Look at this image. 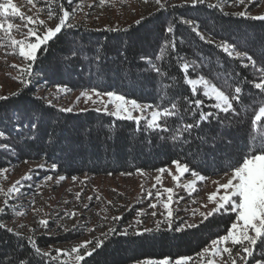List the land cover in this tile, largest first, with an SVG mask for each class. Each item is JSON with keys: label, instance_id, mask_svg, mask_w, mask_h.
Listing matches in <instances>:
<instances>
[{"label": "trees", "instance_id": "16d2710c", "mask_svg": "<svg viewBox=\"0 0 264 264\" xmlns=\"http://www.w3.org/2000/svg\"><path fill=\"white\" fill-rule=\"evenodd\" d=\"M80 1L73 0V3ZM67 2L65 0L63 5ZM52 7L54 11L58 10L56 5ZM224 13L206 5L192 8L183 3L175 8L169 7L167 11H157L139 24L117 30L76 24L73 29L60 34L55 42H50L47 52L42 53L33 66V74L39 85L61 86L72 92L94 87L123 94L142 104L160 103V78L140 59L141 56H149L174 77L172 82L176 87L171 91L183 104L182 97L190 95V91L183 82L177 60L165 54L163 61H155L166 36L164 29L167 24H175L180 56L201 65L191 73L193 78L203 74L222 86L226 78L233 82L229 74L239 73L240 81L245 77L248 80L253 78V69L241 68L239 62L229 59L215 46L222 39L248 51L258 62L264 61V21ZM181 18L195 21L201 32L216 42L201 41L189 26L179 22ZM73 50L78 55L71 56ZM97 55L102 58L103 71L95 61ZM241 86L244 89L243 103L237 107H246L253 99L260 100L257 90L250 84L242 83ZM34 94V89L27 87L17 96L0 100V131L8 133V138L0 139V144H9L14 149L5 151L0 148V169L24 161H42L49 165L55 163L57 168L53 172L56 175L73 178L133 174L137 169L155 172L161 167L169 168L172 160L180 159L210 179L222 175L229 159L235 161L240 158V149L248 131L246 118L239 126L230 125L228 121L223 124L214 122L203 126V135L216 138L219 148L215 153L198 149L200 141L196 139L195 130L190 145L177 148L160 139L157 133L149 135L136 131L133 122L118 121L94 109L79 113L61 112L60 108L53 104L49 106ZM205 110L209 109L206 107ZM33 122L37 124L34 132L30 129ZM17 123L23 125L19 133L15 131ZM221 133L225 135L221 136ZM29 136L35 138L30 139ZM233 219L234 213L222 212L195 228L179 233L165 228L142 236L134 233L124 236L116 232L81 264H135L147 258L166 256H192L194 259L212 239L225 234ZM4 221L0 219V223ZM176 224L179 223L174 222V226ZM64 239L72 240L71 237ZM33 241L42 251L58 242L44 236L34 239L25 235L17 237L0 229V264H20L21 260L25 264H49L48 258L35 254ZM262 253L264 248L258 244L255 256L260 258ZM50 264H60V261H51Z\"/></svg>", "mask_w": 264, "mask_h": 264}, {"label": "snow or ice", "instance_id": "6c2138e0", "mask_svg": "<svg viewBox=\"0 0 264 264\" xmlns=\"http://www.w3.org/2000/svg\"><path fill=\"white\" fill-rule=\"evenodd\" d=\"M26 2L31 8L36 9L35 16H26L14 3V0H0V48H11L12 52L7 54L18 55L25 62L24 66L19 68L24 77L19 80V83L24 87H28L31 84L33 66L39 60L40 55L46 53L50 42H55L65 30L76 27V24L73 23L75 19L74 13L77 9L82 11L84 7L83 4H78L76 8L69 10L64 7L63 3L58 4V0H45L47 19H42L40 14L45 9L37 6L39 0H26ZM72 2L73 0H68L69 4ZM105 2L106 0H100L101 4ZM145 2L147 3V0ZM153 2L157 6L158 11H167L169 7H176V5L171 4V0H153ZM254 2L256 0H231L232 5L243 9L238 13H233V15L253 21H264V15H250L246 5ZM183 3L192 8L198 5H206L210 9H217L224 13V0H217L216 3H209L208 0H183ZM55 4H58L57 11H54L52 7ZM88 7H92V5H88ZM224 14L227 15V13ZM16 19L21 22L26 32L21 31L20 24L15 23ZM53 20L57 22L54 26H51L50 22ZM179 22L189 26L191 31L204 43H214L201 32L199 25L195 21L181 18ZM137 23L139 24L140 21H137ZM164 32L166 36L158 54L155 56V61H163L165 54L170 57L174 56L177 60L183 82L190 91V95L182 97L183 104L178 102L177 94L171 91L176 87L172 82L174 77L170 76L162 64L154 62L153 58L149 56H141L140 59L160 78V103L142 104L136 99H130L123 94L112 91L105 92L94 87L82 91L80 96L77 97V102L83 98L85 104L91 102L95 106L94 110L97 113H103L118 121L133 122L136 126V131L149 135L157 133L160 139L170 142L173 147L177 148H184L185 145H190L192 133L195 130L196 139L200 141L198 149L203 148L206 152L212 153L218 150L219 144L214 136L203 135V126L211 125L214 122L223 124L224 121H228L230 125L239 126L246 118L248 131L245 143L240 149V158L235 161L229 159L223 169L222 179L212 181L216 185V189L208 195L207 203L201 205V207L208 208V204L214 206L206 212L199 213L203 218L202 222L214 214L222 212L234 213V219L231 221L230 226L226 228L225 234L212 239L208 246L197 253L199 259L196 264H264V253H262L260 258L255 256L258 244L261 248H264V61L258 62L248 51L241 50L236 44L222 39L215 46L229 59L239 62L241 68L253 69V78L248 80L245 77L243 81H240L238 79L239 73L229 74L233 82L226 78L223 86L203 74L193 78L191 73H195L201 65L180 56L177 51L175 24H167ZM17 35L23 38L18 39ZM70 55L74 57L78 53L73 50ZM95 61L100 71H103L102 58L97 55ZM12 67L17 68L18 66L12 65ZM242 83H248L257 90L260 100L256 101L253 99L248 106L237 107V105H242L243 103L244 89L241 86ZM56 91L67 92L70 90L57 86ZM7 99V96H0V100ZM37 99L41 98L38 97ZM48 104L52 106V101L49 100ZM110 105L111 108L109 107ZM206 107L209 110H205ZM84 110L81 109V111ZM59 111L70 113L74 111V108L62 107ZM185 117H188V119ZM229 117H231V120H229ZM142 121L143 126H141ZM22 128L23 125L20 123L15 125L17 133ZM30 129L34 132L37 129V124L33 122L30 125ZM224 135L225 133H221V136ZM7 138L8 133L0 131V139ZM29 138L34 139L35 137L29 136ZM228 142L231 143V140L229 139ZM0 148L5 151L14 150L9 144H0ZM24 162L27 163L28 161ZM171 163L174 166V171L167 167H161L157 169V172L161 174L167 173L178 186H180L179 182L182 177H185L186 174L190 176L191 179L183 185L189 194L196 191L198 182H204L209 179L208 176L201 174L186 161L174 159ZM38 167L43 169L46 165L42 163ZM51 168L54 171L57 165L53 163ZM7 171L6 168L0 169V173H6ZM137 173L144 175V170L137 169ZM121 175H132V173H121ZM30 179V175H25L22 178V180ZM52 179V176L45 177V180L48 181ZM59 179L64 180L66 177L60 176ZM73 180L75 181L76 177H73ZM160 183L161 178L157 176L156 184ZM21 184L22 181L17 180L7 191L0 188V192L4 196L3 203L0 205V215L9 210L15 211L18 216L25 215L24 212L17 210L11 204V201L20 193V187L18 186ZM155 186L153 185V187ZM164 193H167V200L163 202L166 216L164 221H157L155 230H160L161 223L166 225L167 231L177 233L184 231L185 226L187 228L197 227L195 224H187L186 222L174 226V212L170 207L174 202L173 189L165 188ZM161 195L160 192H157L156 200L159 201ZM79 196L80 194L77 193V198ZM147 196L151 200L153 193L148 192ZM179 199H183V197H179ZM157 206L156 203L149 204L152 209H156ZM197 212L198 210H193V216ZM141 215H144V213H137V217ZM151 215L155 217L157 213L153 211ZM75 217L76 213L74 212L68 214L70 219ZM112 219L119 221L121 217L115 216ZM38 223L40 226L47 228L49 221L40 219ZM135 224L140 225L142 221L137 219ZM131 227L132 225L130 224L127 228L120 230L119 234L127 236L129 234L128 229ZM0 229H5L7 232L20 237V233L14 232L12 228L7 227L3 223H0ZM90 231L94 232L95 229H90ZM108 231L115 234L117 228L110 227ZM152 232L153 229L151 228L142 230L136 228L134 230L136 236ZM104 235L107 236V233ZM32 243L35 254L48 258L49 264L51 261L60 260L61 257L70 258L76 264H81L86 257L92 256L97 249L103 246L104 240L99 238L85 240L70 250L57 249L55 255L50 251H42L35 245L34 241ZM20 264H25V262L21 260ZM60 264H67V260H60ZM137 264H193V257L166 256L159 259L147 258L138 261Z\"/></svg>", "mask_w": 264, "mask_h": 264}, {"label": "rangeland", "instance_id": "374dc122", "mask_svg": "<svg viewBox=\"0 0 264 264\" xmlns=\"http://www.w3.org/2000/svg\"><path fill=\"white\" fill-rule=\"evenodd\" d=\"M64 1L58 0V4L64 3ZM208 2L216 3L217 0H208ZM14 3L26 16L36 15V9L31 8L26 0H14ZM58 4H55L57 8ZM78 4H83L84 7L82 11L77 9L74 13L73 23L98 29L126 28L158 11L153 0H147V3L145 0H106L104 4H101L100 0H82L65 4L64 7L71 10ZM171 4H183V0H171ZM88 5H92V7H88ZM37 6L45 9L40 14V18L47 19L45 0H39ZM246 7L250 15H264V0H256ZM223 8L224 12L231 14L243 10L241 7L232 5L231 0H224ZM56 22L53 20L50 25L54 26ZM15 23L20 24L22 32H26L18 19L15 20ZM203 34L209 40L216 42L208 34ZM17 38L23 37L17 35ZM11 52V48H0V96L8 98L19 95L27 88L19 83V80L24 78L19 68H22L25 62L18 55L7 54ZM12 65L18 67L14 68ZM31 81L28 87L34 89V95L46 103L51 100L52 104L58 108L73 107V112L79 113L92 110L95 107L91 102L85 104L83 98L77 102V97L82 91L57 92V86L45 83L39 85L34 74L31 76ZM109 107L111 108V105ZM81 109L85 110L81 111ZM42 163L46 165L43 169L38 167ZM169 168L174 171L173 165ZM6 169L8 170L6 173H0V188L7 191L17 180L22 181V184L18 186L20 193L11 201V204L17 210L24 212L25 215L18 216L15 211L9 210L0 215V219H4L3 224L20 235L31 239L44 236L58 241L43 250L50 251L53 255L56 254L57 249L70 250L85 240L96 238L105 240L113 234L108 231L110 227H116L117 232H120L131 224L132 227L128 229L129 233H134L136 228L155 230L157 221H164L166 216V210L163 208V202L167 200V193H164L165 188L173 189L174 202L170 207L174 212V222L199 225L203 219L199 213L206 212L214 206L208 204V208L201 207L207 203L208 195L216 189V185L212 181L222 179V175H219L204 182H198L196 191L189 194L183 187L191 179L187 174L181 178L180 186H178L167 173L161 174L157 171L144 172V175L138 173L132 175H81L77 176L74 181L73 178L60 180L59 177L62 175H56L51 165L42 161L23 162ZM25 175H30L31 179L22 180ZM46 176H52L53 179L45 180ZM157 176L161 178L160 184H156ZM153 185L156 186L153 187ZM148 192L153 193L151 200L147 196ZM157 192L162 194L159 201L156 200ZM77 193L80 194L79 198H77ZM179 197H183V199H179ZM3 199V193L0 192V205H2ZM150 203H156L157 208H150ZM193 210H198L195 216H193ZM153 211L157 213L155 217L151 215ZM73 212L76 213V217L68 218V214ZM138 212H143L144 215L137 217ZM115 216H119L121 219L114 221L112 218ZM40 219L49 221L47 228L39 225ZM137 219H140L142 224L136 225ZM93 228L95 231H90ZM161 228L166 229V225L161 223ZM185 229L189 228L185 226ZM105 233L107 236L104 235ZM67 237H71L72 240L66 241L64 238ZM198 259V257L194 258L193 264H196ZM60 260H67V264H76L70 258L61 257Z\"/></svg>", "mask_w": 264, "mask_h": 264}]
</instances>
